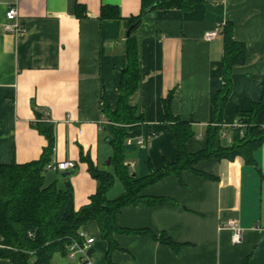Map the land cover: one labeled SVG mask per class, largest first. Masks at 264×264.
Returning a JSON list of instances; mask_svg holds the SVG:
<instances>
[{"label": "crops", "instance_id": "crops-1", "mask_svg": "<svg viewBox=\"0 0 264 264\" xmlns=\"http://www.w3.org/2000/svg\"><path fill=\"white\" fill-rule=\"evenodd\" d=\"M11 5L24 29L18 35L3 30ZM78 5L85 9L84 17L77 16ZM103 7L116 8L120 18L101 19ZM140 12L141 0H0V165L39 160L49 146L39 123L49 124V164L72 161L76 167L47 170L46 184L66 189L56 178L61 174L66 184L68 175L76 210L97 192L90 169L111 165L102 110L105 100L117 108L127 24ZM226 23L233 24L235 39L247 48L246 62L233 71L223 116V143L231 145L237 113L251 111L264 95V0H204L188 12L156 10L136 30L142 82L132 103L156 134L147 147L154 170L178 157L165 119L163 102L170 93L174 116L192 124L189 152L207 148V128L214 119L211 98L223 86L220 32ZM214 30L218 36L206 41L205 34ZM255 161L204 160L195 169L212 179L184 171L145 188L146 198L175 203L121 209L116 221L125 232L115 233L117 248L110 255L98 225L89 222L81 229L95 239L89 264H244L246 259L264 264V143ZM126 164L136 173L137 154L129 155ZM119 184L117 180L109 199L123 193L122 184L114 191ZM233 219L243 229L237 245L231 232L221 229ZM153 236L173 242L178 250ZM0 264L12 263L0 259ZM51 264L84 263L56 253Z\"/></svg>", "mask_w": 264, "mask_h": 264}, {"label": "trees", "instance_id": "trees-1", "mask_svg": "<svg viewBox=\"0 0 264 264\" xmlns=\"http://www.w3.org/2000/svg\"><path fill=\"white\" fill-rule=\"evenodd\" d=\"M202 2L204 0H141V12L139 16L128 20L127 28L141 23L153 11L178 9L188 12ZM84 15L85 9L78 5L77 16L81 18ZM100 17L120 18L114 7H103ZM137 31L126 39V63L119 84L117 108L113 110L108 101H104L102 113L106 122L103 128L112 154L109 169H90L98 183L96 194L91 197L89 204L76 210L68 175L66 189L58 188L56 183L46 184L45 173L52 157L53 132L49 124L39 123L42 133L49 141V146L40 159L26 164L0 165V259L9 260L12 264H51L56 253L68 257V246L74 240L80 241L79 231L89 222H96L98 225L101 238L108 243L110 255L117 248L115 233L125 232L118 227L116 221L121 209L139 203H175L171 199L146 198L142 195L145 188L171 175L180 177L184 171L200 174L195 166L204 160L233 161L240 157L247 165L255 164V152L264 143V95L251 111L237 113V122L242 127L234 126L232 144L225 145L222 139L223 116L232 92L233 71L247 60L246 45L235 39L231 23L224 24L220 32L223 40V86L211 98L214 119L207 128V148L197 153L189 152L187 146L194 136L192 124L172 113V93L163 103L165 119L172 126L177 161L167 162L163 169L154 170L147 147H138L135 143L127 145L129 138L153 134L138 106L132 103L142 82L140 39ZM131 154H137L138 157L135 176L126 164ZM200 175L212 179L209 175ZM117 180L123 186V193L111 200L108 193ZM157 240L177 250L179 248L163 237ZM244 264H248V259Z\"/></svg>", "mask_w": 264, "mask_h": 264}, {"label": "built area", "instance_id": "built-area-1", "mask_svg": "<svg viewBox=\"0 0 264 264\" xmlns=\"http://www.w3.org/2000/svg\"><path fill=\"white\" fill-rule=\"evenodd\" d=\"M3 30L6 33L18 35L24 31L23 25L19 20V14L17 7L15 5L9 6L6 12V23L3 26ZM219 34V30H214L205 34L206 41H212ZM235 127H242L238 122H236ZM244 130L242 131V134ZM154 138V133L145 136H138L136 138H129L127 140V145L136 144L138 147H148ZM76 164L72 161L55 162L49 164L46 169L51 171H61L68 172L73 171ZM221 229H228L231 232V241L234 245L240 244L242 241L243 229L240 227L238 220L233 219L227 222L225 225L221 226ZM32 236V234H30ZM79 240H74L68 246V258L69 259H79L84 264H89L92 260L93 254V244L95 243L94 238H89L86 233L82 230L79 231Z\"/></svg>", "mask_w": 264, "mask_h": 264}, {"label": "water", "instance_id": "water-1", "mask_svg": "<svg viewBox=\"0 0 264 264\" xmlns=\"http://www.w3.org/2000/svg\"><path fill=\"white\" fill-rule=\"evenodd\" d=\"M140 22L131 25L127 30V37H129L134 31H136L139 28ZM111 164V158L108 159L107 165L109 166ZM133 176H135V173H133Z\"/></svg>", "mask_w": 264, "mask_h": 264}, {"label": "rangeland", "instance_id": "rangeland-1", "mask_svg": "<svg viewBox=\"0 0 264 264\" xmlns=\"http://www.w3.org/2000/svg\"><path fill=\"white\" fill-rule=\"evenodd\" d=\"M57 180H59V181H61V183L64 185V188H65V186H66V184L63 182V180H62V176H61V174L58 176V178H56ZM55 183V182H54ZM120 186H121V184H119L115 189H114V191H116V190H119L120 189ZM118 188V189H117ZM113 194V193H112Z\"/></svg>", "mask_w": 264, "mask_h": 264}]
</instances>
